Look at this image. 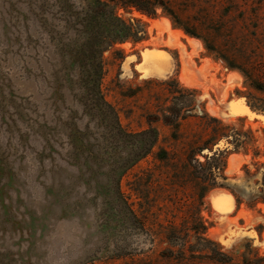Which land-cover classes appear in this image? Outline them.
I'll return each mask as SVG.
<instances>
[{
    "label": "rangeland",
    "instance_id": "rangeland-1",
    "mask_svg": "<svg viewBox=\"0 0 264 264\" xmlns=\"http://www.w3.org/2000/svg\"><path fill=\"white\" fill-rule=\"evenodd\" d=\"M55 1L45 25L30 0H0L7 264H264V200L214 187L198 166L214 167L218 158L203 152L227 142L223 177L257 182L264 173V0H149L156 17L120 0H74L108 2L147 33L104 53L101 82L128 135H157L142 158L149 135L115 144L87 111L84 78L66 71L56 39ZM117 183L146 231L118 215Z\"/></svg>",
    "mask_w": 264,
    "mask_h": 264
},
{
    "label": "trees",
    "instance_id": "trees-1",
    "mask_svg": "<svg viewBox=\"0 0 264 264\" xmlns=\"http://www.w3.org/2000/svg\"><path fill=\"white\" fill-rule=\"evenodd\" d=\"M43 3L39 7L41 0H30L33 5V12L41 10L40 18L43 24L48 25L49 19L46 16L51 12L53 5L50 0H42ZM121 6L126 10L137 9L142 14L150 17H156V6L158 2L149 3V0H120ZM53 15L63 24V29L57 32V42L63 58L65 59V69L68 73L75 72L78 77H82L83 86L87 95V111L92 118L101 123L108 137L115 144H119L121 140L128 138L139 139L142 136H150L152 143L148 145L146 139L139 143L140 151L137 155L142 158L156 145L157 135L153 131L145 132L137 136L128 135V133L120 125L118 114L114 107L106 100L102 92V79L104 77V53L113 49L118 43H125L129 40L134 42L144 41L147 33L138 20H124L117 15L116 8L110 3L104 1H96L95 3L77 4L74 0H56ZM54 9V10H55ZM39 15V12H37ZM192 36H197L186 30ZM124 58L123 52L119 53ZM259 90L264 91V85H257ZM73 140V139H72ZM74 142V140H73ZM223 143V142H222ZM234 145L224 142L223 145L218 143L211 154L210 150L203 152L205 157L211 161L212 158H218L214 161V167L211 166L209 171L204 165L199 164L200 170L205 180H211L214 187H230L243 194H253L254 199L264 200V173L258 177L256 182L254 179L243 181L240 183H231L220 172H222L223 156L233 148ZM235 148V147H234ZM86 154L87 148H82ZM166 154V153H164ZM211 154V155H210ZM77 155V157H76ZM75 158L82 156L81 152L76 153ZM96 159V156L89 155ZM220 157V158H219ZM197 162V161H196ZM199 163V162H198ZM127 167V163L125 165ZM118 172H120L118 170ZM118 174V173H117ZM115 203L118 207V215L123 219V223L132 225L135 229L146 231V224L141 220L128 199L121 192L120 183L116 184ZM217 254V252H216ZM221 254V253H218ZM7 257L0 253V264H7Z\"/></svg>",
    "mask_w": 264,
    "mask_h": 264
},
{
    "label": "bare ground",
    "instance_id": "bare-ground-1",
    "mask_svg": "<svg viewBox=\"0 0 264 264\" xmlns=\"http://www.w3.org/2000/svg\"><path fill=\"white\" fill-rule=\"evenodd\" d=\"M135 14V17H140V18H143V19H145V20H147V21H149L150 22V24H151V27L152 28H154V27H157L159 24H160V21H157V20H150V19H147L145 16H143V15H141L140 13H138V12H134ZM170 22H168V28H169V31H170ZM177 32V31H176ZM175 32V34L177 35V37H180V36H183L184 37V32L183 31H180V30H178V32L176 33ZM189 39V38H188ZM189 43H192L193 44V46L196 44V46H197V43H199V41L198 40H196V39H189ZM234 156V155H233ZM233 156H232V158H233ZM236 157V156H235ZM234 157V158H235ZM232 158H231V160H232ZM236 159H238V158H236ZM232 162V161H231ZM216 193V192H215ZM219 193V192H218ZM223 199V198H222ZM222 203V202H221Z\"/></svg>",
    "mask_w": 264,
    "mask_h": 264
}]
</instances>
